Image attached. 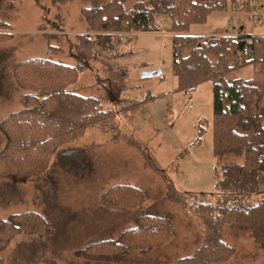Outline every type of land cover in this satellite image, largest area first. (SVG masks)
Returning <instances> with one entry per match:
<instances>
[{
	"label": "rangeland",
	"instance_id": "obj_1",
	"mask_svg": "<svg viewBox=\"0 0 264 264\" xmlns=\"http://www.w3.org/2000/svg\"><path fill=\"white\" fill-rule=\"evenodd\" d=\"M110 1L0 0V34L9 36L0 41V126L23 109L22 98L28 94L15 80V67L44 57L69 66L81 63L76 45L87 33L83 10L97 14ZM250 11L257 13V22ZM250 11L242 4L231 6L191 28L207 29L212 18L220 16L237 33L264 35V0H254ZM159 20L165 30L169 18ZM225 33L223 28L213 36ZM131 46L134 51L135 45ZM128 50L114 60L113 54L103 52L88 64L82 62L86 65L71 87L81 96L102 98L103 109L114 111L110 125L88 127L81 138L59 150L84 149V161L66 166L55 156L48 170L32 179L0 177V221L35 213L46 222L44 230L16 235L0 251V264H183L197 255L204 241V226L193 206H232L237 194L254 187L249 176L235 171L223 188H217L216 168L243 164L244 157L214 156L212 82L188 95L159 76L143 79L142 70L153 71L155 63L134 67L127 74L117 67V60L130 54ZM261 75L256 78L264 81ZM234 78L235 74L228 76ZM262 94L264 109V89ZM199 138L201 144L194 146ZM5 145L0 128V152ZM116 185L141 189L146 202L131 210L105 207L103 197ZM145 216L168 218L171 237L150 250L125 245L115 255H104L127 232L136 230ZM219 228L229 254L218 264H264V245L250 231L229 223Z\"/></svg>",
	"mask_w": 264,
	"mask_h": 264
},
{
	"label": "trees",
	"instance_id": "obj_2",
	"mask_svg": "<svg viewBox=\"0 0 264 264\" xmlns=\"http://www.w3.org/2000/svg\"><path fill=\"white\" fill-rule=\"evenodd\" d=\"M54 1L63 4L69 0ZM253 2L112 0L97 14L83 10L87 33L79 36L76 50L86 64L103 52L113 54V60L122 56L128 47L127 52L132 53L136 35L161 31L158 18L168 17L169 32L173 34L172 69L177 89L186 91L212 82L214 156L216 159L229 155L244 157L243 164H226L222 170L216 168L217 188H223L235 171L249 176L254 187L237 194L232 206L210 203L193 206L204 226V241L197 255L183 260V264L225 261L229 249L220 238L222 223L246 228L257 243L264 245V109L260 107L264 81L256 78L264 73V36L225 33L204 37L190 33L192 26L206 24L214 13L241 4L250 11ZM128 3H133L132 8H127ZM8 37L0 34V41ZM245 49L248 55L244 54ZM184 50L188 51L186 55ZM82 62L69 66L44 57L15 67V80L28 94L22 98L23 109L11 114L0 126L6 136V145L0 152V177L32 179L48 170L55 156L66 166L78 165L84 161V150L66 149L59 153L61 147L81 138L88 127L111 124L114 111L103 109L102 98L81 96L71 90L84 68ZM249 66L258 74L254 78L228 79L229 75ZM200 144L201 138L194 146ZM146 199L147 194L139 188L116 185L105 193L103 204L110 209L131 210L142 206ZM170 224L168 218L142 217L136 230L127 232L113 244L115 248L111 246L112 251L103 253L115 255L125 245L143 251L159 247L168 239L166 237H171ZM45 228L46 222L35 213L0 221V251L20 232L35 233Z\"/></svg>",
	"mask_w": 264,
	"mask_h": 264
},
{
	"label": "crops",
	"instance_id": "obj_3",
	"mask_svg": "<svg viewBox=\"0 0 264 264\" xmlns=\"http://www.w3.org/2000/svg\"><path fill=\"white\" fill-rule=\"evenodd\" d=\"M158 24H163L161 20L158 21ZM164 24L166 25L165 30L161 28V31L154 32V33H140L137 34L135 40L133 42L134 51L125 57H122L117 60V67L125 70L127 74L129 71L132 70L134 67H144L150 63H155L153 69L162 70V76H159L160 79L165 80L168 84L176 83L174 75H173V34L169 33V25L170 22L167 20ZM196 26V25H194ZM192 26V27H194ZM206 26V25H205ZM207 29L202 30H194L190 31L191 35L195 36H204L210 37L213 35H217V32L220 29H225L228 31L229 35L231 36H255V37H262L264 35H255V34H246V33H237L236 27L232 26L231 24L226 23V18L215 16L212 18V24H207ZM152 69V70H153ZM144 71H150V69H144ZM255 70L253 67H245L241 69L240 72L235 73V78H244V79H252L254 76ZM234 78V79H235ZM138 93V91H137ZM139 94V93H138ZM72 149V148H70ZM84 150V149H79Z\"/></svg>",
	"mask_w": 264,
	"mask_h": 264
},
{
	"label": "built area",
	"instance_id": "obj_4",
	"mask_svg": "<svg viewBox=\"0 0 264 264\" xmlns=\"http://www.w3.org/2000/svg\"><path fill=\"white\" fill-rule=\"evenodd\" d=\"M252 12H253V11H252ZM252 12H251V18L254 17V18H255L254 20L257 22V18H258V17H257V13H256V12H253V13H252ZM248 53H249L248 49H245V50H244V54H245V55H248ZM196 90H197L196 87H191V88H189V89L186 90V94L191 95V94H193Z\"/></svg>",
	"mask_w": 264,
	"mask_h": 264
},
{
	"label": "water",
	"instance_id": "obj_5",
	"mask_svg": "<svg viewBox=\"0 0 264 264\" xmlns=\"http://www.w3.org/2000/svg\"><path fill=\"white\" fill-rule=\"evenodd\" d=\"M161 73H162L161 69H156V70H153V71H145V72L142 73V78L143 79L151 78L153 76L160 75Z\"/></svg>",
	"mask_w": 264,
	"mask_h": 264
}]
</instances>
